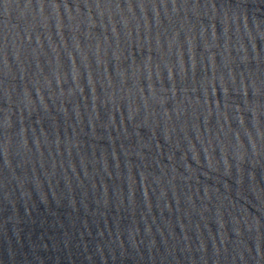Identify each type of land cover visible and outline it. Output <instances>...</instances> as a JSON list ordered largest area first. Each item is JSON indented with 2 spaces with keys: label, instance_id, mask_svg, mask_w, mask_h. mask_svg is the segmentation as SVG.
<instances>
[{
  "label": "water",
  "instance_id": "1",
  "mask_svg": "<svg viewBox=\"0 0 264 264\" xmlns=\"http://www.w3.org/2000/svg\"><path fill=\"white\" fill-rule=\"evenodd\" d=\"M0 264H264V0H0Z\"/></svg>",
  "mask_w": 264,
  "mask_h": 264
}]
</instances>
